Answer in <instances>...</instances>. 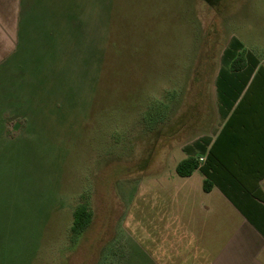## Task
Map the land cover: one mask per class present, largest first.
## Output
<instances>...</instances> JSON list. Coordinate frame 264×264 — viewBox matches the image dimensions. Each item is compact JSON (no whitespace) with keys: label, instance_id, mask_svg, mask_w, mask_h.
Returning a JSON list of instances; mask_svg holds the SVG:
<instances>
[{"label":"rangeland","instance_id":"374dc122","mask_svg":"<svg viewBox=\"0 0 264 264\" xmlns=\"http://www.w3.org/2000/svg\"><path fill=\"white\" fill-rule=\"evenodd\" d=\"M100 2L59 10L35 62L0 67V264H124L201 179L175 166L210 132L234 0ZM80 204L93 220L74 239Z\"/></svg>","mask_w":264,"mask_h":264},{"label":"crops","instance_id":"0c3cea01","mask_svg":"<svg viewBox=\"0 0 264 264\" xmlns=\"http://www.w3.org/2000/svg\"><path fill=\"white\" fill-rule=\"evenodd\" d=\"M83 1L101 3L0 0V67L35 62V44L41 33H50L42 22L69 20V12L56 13L76 14L74 3ZM251 1L234 0L231 6L233 33L215 78V117L209 134L185 145L181 158L194 155L201 165L208 163L211 189H204L200 168L180 175L190 182L199 172L201 179L195 187H174L177 195L163 204L156 235L135 240L124 264H264V17L251 18Z\"/></svg>","mask_w":264,"mask_h":264},{"label":"trees","instance_id":"16d2710c","mask_svg":"<svg viewBox=\"0 0 264 264\" xmlns=\"http://www.w3.org/2000/svg\"><path fill=\"white\" fill-rule=\"evenodd\" d=\"M229 53L230 50L227 49L226 54L228 55ZM234 65L236 66V64ZM223 74L224 73H222L221 75ZM206 139L208 140L207 137H205V140ZM204 148L205 147L203 146L202 149L204 150ZM197 168H200L206 175L204 181V189L206 191L210 190L211 183L208 174V163L201 165L198 157H195L194 155H190L182 159L177 164L176 171L181 176H190ZM73 215H74V219L71 226V233L74 239H76L78 238V236L83 234L90 227L93 220V210H91L90 207L87 206L86 204H80L73 211Z\"/></svg>","mask_w":264,"mask_h":264},{"label":"water","instance_id":"95a60500","mask_svg":"<svg viewBox=\"0 0 264 264\" xmlns=\"http://www.w3.org/2000/svg\"><path fill=\"white\" fill-rule=\"evenodd\" d=\"M16 127H18V123L16 124Z\"/></svg>","mask_w":264,"mask_h":264}]
</instances>
